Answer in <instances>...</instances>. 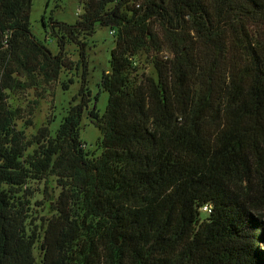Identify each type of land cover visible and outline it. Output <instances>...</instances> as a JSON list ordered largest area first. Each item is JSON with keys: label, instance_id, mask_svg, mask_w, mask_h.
Segmentation results:
<instances>
[{"label": "trees", "instance_id": "16d2710c", "mask_svg": "<svg viewBox=\"0 0 264 264\" xmlns=\"http://www.w3.org/2000/svg\"><path fill=\"white\" fill-rule=\"evenodd\" d=\"M31 2L0 0V264H264V0H80L74 23L49 18L57 53ZM97 26L104 112L82 86L54 135L28 137L34 106L12 95L52 87Z\"/></svg>", "mask_w": 264, "mask_h": 264}, {"label": "rangeland", "instance_id": "374dc122", "mask_svg": "<svg viewBox=\"0 0 264 264\" xmlns=\"http://www.w3.org/2000/svg\"><path fill=\"white\" fill-rule=\"evenodd\" d=\"M82 11L80 0H32L30 8V29L32 34L46 44L53 53L58 52L56 40L49 35V18L67 23H74ZM114 47V35L108 26H97L95 31L85 38V50L81 55V47L69 43L66 46L67 55L75 62L71 69H62L58 79L52 87H40L21 90L12 95V103L25 108V115L30 106H34L33 114L30 116L32 125L26 126L23 121H17V127L22 128L28 137H31L37 130L48 123L50 132L54 135L63 116L66 114L70 104L79 101L81 87L89 91L88 107L93 106L102 114L105 110L108 92L100 86L102 74L110 68V52ZM146 72H153L152 68L143 64ZM48 90H45L47 89ZM39 94V96H38ZM37 99L36 105L33 100ZM25 120V118H22ZM47 120L49 122H47ZM101 137L100 130L89 120L87 111L82 116L80 125V138L84 142L85 149L100 153L98 141ZM46 195L36 194L34 202H45ZM34 208L36 211L38 206ZM262 224L263 240L259 247L264 253V212L259 215Z\"/></svg>", "mask_w": 264, "mask_h": 264}, {"label": "built area", "instance_id": "2783aa9c", "mask_svg": "<svg viewBox=\"0 0 264 264\" xmlns=\"http://www.w3.org/2000/svg\"><path fill=\"white\" fill-rule=\"evenodd\" d=\"M113 33V31H111Z\"/></svg>", "mask_w": 264, "mask_h": 264}]
</instances>
